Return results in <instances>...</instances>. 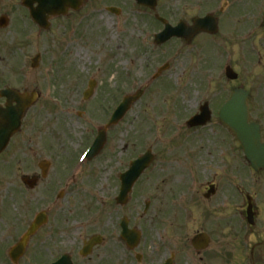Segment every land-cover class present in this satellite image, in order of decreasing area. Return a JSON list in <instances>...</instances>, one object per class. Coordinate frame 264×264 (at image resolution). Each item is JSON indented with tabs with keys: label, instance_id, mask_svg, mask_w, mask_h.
Instances as JSON below:
<instances>
[{
	"label": "flooded vegetation",
	"instance_id": "1",
	"mask_svg": "<svg viewBox=\"0 0 264 264\" xmlns=\"http://www.w3.org/2000/svg\"><path fill=\"white\" fill-rule=\"evenodd\" d=\"M207 1L214 8L216 3L219 24L216 47L226 45L244 51L255 49L257 52H264V15L249 12L253 9L252 0ZM203 2L183 0V12L180 15L202 16L199 13L204 8ZM242 9L246 10V17L237 18V11ZM71 15L70 12L63 18L70 19ZM31 18L26 8L12 7L0 1V115L5 114L4 109L10 105V96L4 95L5 90L10 91L9 94L15 100H20V105L27 103L25 100L31 93L28 72L23 66L26 67L24 57L27 56L32 28L36 30L38 46L45 45V36L58 31L56 22L60 24L59 17L48 31L38 27ZM231 22L232 28L229 26ZM242 22L244 27L241 29L238 24ZM12 106L16 107L17 102L12 103ZM40 106L42 104L39 99L25 112L19 130L10 138L6 150L0 154V171L12 168L13 165H21L24 171L21 176L30 175L38 180L36 188L27 189L31 194L19 200L17 213L8 210L6 220H0V264H161L167 255L171 256V240L166 235L156 237L157 224L160 223L157 221L159 205L156 195L148 200L149 210L143 215H148L147 226L133 222L140 219L136 217L140 215L137 212L142 201L140 195L131 200L132 206L127 210L129 226L142 232L141 239L133 242L132 246L121 238L120 219L125 216L123 207L112 204V200L109 202L110 211L106 218L96 222L86 219L85 204L78 202L73 190L63 191L61 201H54L58 190L47 188L40 170L29 172V149L41 148L42 153L59 163L57 172L48 177L62 180L66 176L63 170H70L76 158L77 150H73L75 132L38 128L36 125L43 111L38 109ZM30 123L33 124L30 126ZM41 211L46 212L47 220L30 237L24 252L14 261L10 250L19 243L36 214ZM3 215L5 214L0 212V216ZM94 235L101 236V243L86 253L84 246Z\"/></svg>",
	"mask_w": 264,
	"mask_h": 264
},
{
	"label": "rangeland",
	"instance_id": "2",
	"mask_svg": "<svg viewBox=\"0 0 264 264\" xmlns=\"http://www.w3.org/2000/svg\"><path fill=\"white\" fill-rule=\"evenodd\" d=\"M6 2L9 3L8 0H6ZM174 5L178 7V4ZM125 7L127 9L125 15L116 20L109 18L103 13V11H99V13L98 11H95V13L92 12L91 15H89L92 16L91 18H94L93 23L92 20L90 21L92 25L89 24L88 26L83 25L80 28L78 27V34H80V36L72 34L67 37V43L69 44V50L71 52L68 65L72 68L68 80H61L53 70L52 72H48V61H45L44 66H42L41 63L38 72L37 70L34 72L31 71V58L29 57V53L31 54V51L35 52V49L32 47L29 49V80L31 79L32 81V79L38 77L42 82L43 87H46L47 89L50 88L52 91L55 89V92L59 94L56 98V103L58 105L57 109L60 111L58 113L62 116L65 114L64 110L69 108L71 110V113L69 111V116L71 115V124L81 125L83 123L78 120L77 112L82 106L86 105V103L83 104V93L87 88L86 81L91 76L92 79H95L98 82V86L96 88L94 99H91L89 103L87 102L88 104L82 110L87 116L82 118L84 121L85 118H89L90 120H95L99 116L103 118L108 108L110 107L109 110H111L117 103L116 100L112 102L117 94L119 95L123 91L133 88L134 83L132 80L134 78L138 79L137 86L142 87L143 81L151 74L154 68L167 60L165 56L166 54L169 55L170 51L166 52L164 47H155L152 38L153 32L160 28V24L153 21V16L145 15L144 10L142 9L139 10L132 5ZM177 11L183 12L182 8H177ZM237 12V18L241 19L246 17V10L242 9ZM249 12H252V10H249ZM84 14L85 13L83 12L80 15L78 14V16H84ZM153 23H155V25H153ZM229 26L232 28V22L229 23ZM238 27L242 29L244 23L242 22L241 24H238ZM75 40L86 44L84 45L86 47V56L83 54L82 58L77 57V50H80L77 45L82 44L75 42ZM168 48H178V46L171 45ZM139 49H141L142 52H140ZM228 51H230V48L226 45H222L220 48L215 47L210 50H204L203 57L206 58L210 55L212 60L217 63L222 57V54ZM182 57L185 65L177 56L172 58V60L169 59L171 60L170 70L165 73L160 80L155 82L151 88L147 89V94L133 106L132 110L122 120V123L114 130H117V134L121 132L122 139L118 142L116 141L117 137H115V141L110 143V151L113 155H117L118 152L122 155V157H118L115 161L122 160L123 162H126L129 158H133L147 149H152L157 156V159L154 162V171L152 175L155 174L157 177L169 180L168 188L170 189H183V187H187L189 183V187L192 191V193H190L196 194L200 188L198 181L196 187H191V180L189 179H174L175 177H178L176 174L185 172L189 168V162L186 155L180 151L177 152V149H180L183 142L180 139L178 140V145L180 147L177 146V144H173L172 141L174 139L170 132V127L173 122L176 125H179L184 118L193 113L198 103L201 102V98L208 97V95L212 97L214 95V91L208 89L209 80L207 79L213 73L212 70L214 67L212 61H199V63L190 66L188 64L189 56L185 51L183 52ZM183 65L186 67V73L181 84L175 85L174 82H176L175 80L178 78V73L180 74L179 71L183 68ZM110 66L113 68L109 69ZM202 66H205V69L202 68ZM193 68H195V70L199 69L200 71L210 68V71L208 70L204 77L202 74L193 75L192 71H190ZM106 69L108 73L103 75ZM41 76L44 77V81ZM127 76H132V79H129ZM122 77H124V79H121ZM211 79H213V81H218L217 84L223 87V94L216 96L215 102L217 108L219 106V100H221L222 97H226L227 87H229V85L221 84L220 82L222 80H218V77L216 76L211 77ZM70 80H73V82ZM170 83L172 85H170ZM217 84L216 92L219 88ZM30 86L34 87L36 85L33 82H30ZM170 86H174V88L167 91ZM212 87H215V84H213ZM138 110H141V112L136 115L139 112ZM217 125L219 124L216 119V164L222 162V160L230 162L229 157L231 151L229 143L232 140V136L223 132L222 129H218L217 127L220 126ZM76 129L79 128L77 127ZM185 133L186 132L182 134L184 137L187 136ZM198 136H200V134H193L189 137V142H191L192 139L196 140ZM134 143L137 144L139 148L133 147ZM126 144L129 145V148L131 149L130 152L124 151ZM115 146H119V148L113 149ZM194 147L195 143L182 149V151L193 152L195 151V149H193ZM122 151L124 152L122 153ZM166 151H169L171 154H177L176 158L179 166L173 163L171 168H174L175 170H170L171 172H174L172 173L173 178L172 176H168L169 172H161V168H167L165 160H169L166 156ZM105 162H107V160H105ZM112 162L113 161L108 164L110 165ZM225 169L227 170V168ZM143 181H145L146 184L148 183L145 179ZM205 181L206 177L202 176V182ZM216 183L220 184V193L216 197V206H218L216 211L218 212V215L224 217L225 220H228L229 218L231 220L236 219L232 216L240 209V207L237 206L235 202H228L226 199L228 196L231 199L232 196L231 191L229 190L230 182L227 175H219L216 178ZM184 191L187 195L189 194L186 190ZM228 192L230 195H228ZM225 201H227L225 204L227 205V208H222V203ZM232 201H235V199L233 198ZM200 202L201 200L197 193L196 198L190 201L189 204L199 209ZM209 225L213 227V224ZM197 226L198 224L191 222L187 227H184L185 229L182 233H188L190 235L192 234L190 231H195L196 228H200ZM262 229L264 230L263 224L256 230V233L259 231L261 232ZM170 230L172 231V229ZM215 230L216 236L213 239L209 252L212 253L216 251V254L219 256L222 254L220 259L216 258V264H249L250 261L246 257L244 259L241 257L238 258L236 254L235 258L230 261V258L227 255L228 252L232 253L235 250L236 245L241 241L240 235L238 234L239 239H234L229 236L227 228L218 229L216 226ZM246 245L249 247L251 243ZM246 254H248V250ZM194 257H196L195 253L190 249V261L191 263L197 264L193 260Z\"/></svg>",
	"mask_w": 264,
	"mask_h": 264
},
{
	"label": "water",
	"instance_id": "3",
	"mask_svg": "<svg viewBox=\"0 0 264 264\" xmlns=\"http://www.w3.org/2000/svg\"><path fill=\"white\" fill-rule=\"evenodd\" d=\"M147 5H150V4H147ZM44 7L46 10H48V9L55 8L56 6H53V3H46ZM240 122H241V120H240ZM240 122L236 126L237 130L240 131L244 136L251 138L253 140V142H256V140H258V132L256 131V129H254V130H252L250 128L247 129L246 127H244V122H241V123ZM254 146H255L256 150L259 148L258 145H256V144H254ZM149 161H150V159H149ZM149 161H148V159H145L142 163L148 164ZM143 169L144 168L142 166L137 168L136 169L137 174Z\"/></svg>",
	"mask_w": 264,
	"mask_h": 264
},
{
	"label": "bare ground",
	"instance_id": "4",
	"mask_svg": "<svg viewBox=\"0 0 264 264\" xmlns=\"http://www.w3.org/2000/svg\"><path fill=\"white\" fill-rule=\"evenodd\" d=\"M77 56H78V57L80 56V52L77 53Z\"/></svg>",
	"mask_w": 264,
	"mask_h": 264
}]
</instances>
